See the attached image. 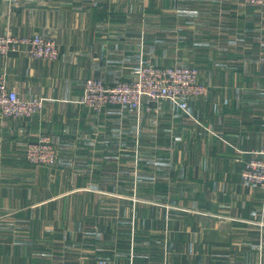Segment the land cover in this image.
<instances>
[{
  "label": "crops",
  "instance_id": "0c3cea01",
  "mask_svg": "<svg viewBox=\"0 0 264 264\" xmlns=\"http://www.w3.org/2000/svg\"><path fill=\"white\" fill-rule=\"evenodd\" d=\"M0 34L59 47L0 56V79L46 99L32 118L0 110V264H264V196L241 179L264 148V6L0 0ZM143 58L197 67L206 94L188 111L82 102L88 78L130 79ZM40 136L54 166L26 158Z\"/></svg>",
  "mask_w": 264,
  "mask_h": 264
},
{
  "label": "built area",
  "instance_id": "2783aa9c",
  "mask_svg": "<svg viewBox=\"0 0 264 264\" xmlns=\"http://www.w3.org/2000/svg\"><path fill=\"white\" fill-rule=\"evenodd\" d=\"M12 1V0H6ZM247 4L264 6V0H244ZM26 52L31 58L56 60L59 47L52 38L40 34L15 36L0 34V56ZM206 87L200 83L199 69L183 65H157L141 59L130 79H121L112 84L102 78L90 77L84 86L83 103L96 111L109 104L129 106L141 111L145 102L150 104L163 99L171 100L188 111L189 100L205 95ZM43 97L22 98L12 90L6 79H0V110L6 116L32 118L44 107ZM28 161L45 166H54L57 153L48 136H40L26 146ZM243 181L256 184L264 191V148L255 152L241 171ZM100 264H107L101 260Z\"/></svg>",
  "mask_w": 264,
  "mask_h": 264
},
{
  "label": "rangeland",
  "instance_id": "374dc122",
  "mask_svg": "<svg viewBox=\"0 0 264 264\" xmlns=\"http://www.w3.org/2000/svg\"><path fill=\"white\" fill-rule=\"evenodd\" d=\"M35 35V34H34ZM166 65H169V66H171V65H174V64H166ZM175 65H177L176 63H175ZM183 66H185V67H192V68H197V67H195V66H189V65H187V64H182ZM84 98V97H83ZM242 179V178H241ZM243 181V180H242ZM245 182V181H244ZM246 183H248V182H246ZM248 184H251V185H255V186H257L258 187V185H256V184H252V183H248ZM260 189V188H259ZM261 191H262V195L264 196V191H263V189L261 188L260 189Z\"/></svg>",
  "mask_w": 264,
  "mask_h": 264
}]
</instances>
